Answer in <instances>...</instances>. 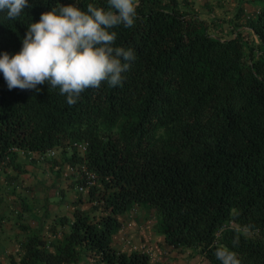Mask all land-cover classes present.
Here are the masks:
<instances>
[{"label": "trees", "instance_id": "16d2710c", "mask_svg": "<svg viewBox=\"0 0 264 264\" xmlns=\"http://www.w3.org/2000/svg\"><path fill=\"white\" fill-rule=\"evenodd\" d=\"M258 1L245 20L256 42L245 51L238 31L225 38L207 33L208 21L188 0H139L134 26L115 29L116 46L136 56L122 83L88 89L73 106L47 83L39 91L9 90L0 73V162H11L17 150L43 153L82 141L81 159L96 176L85 190L98 213L76 208L69 231L48 244L28 237L15 264H70L82 252L96 264H149L145 253L111 246L119 215L132 205L155 208L163 239L198 248L209 264H221L215 251L222 245L241 264H264V0ZM73 3L85 11L89 3L107 7V0H29L16 19L0 12V54L18 53L42 13ZM226 221L251 234L224 229L216 236Z\"/></svg>", "mask_w": 264, "mask_h": 264}, {"label": "rangeland", "instance_id": "374dc122", "mask_svg": "<svg viewBox=\"0 0 264 264\" xmlns=\"http://www.w3.org/2000/svg\"><path fill=\"white\" fill-rule=\"evenodd\" d=\"M259 5L258 0H188L192 11L208 21L207 33L225 38L238 31L245 51L256 42L245 20ZM238 7L241 13L236 15ZM75 153L68 145L46 154L17 150L11 162H0V264H15L24 252V242L33 234L48 244L54 236L68 232L76 208L89 216L98 213L88 201L86 190L78 191L79 184L85 182L83 172L91 173L93 182L95 173ZM158 219L155 208L132 205L118 217L119 225L110 239L112 248L145 253L149 264H209L198 248L168 244L158 228ZM224 229L251 234L226 221L216 236ZM70 264L96 263L82 252Z\"/></svg>", "mask_w": 264, "mask_h": 264}, {"label": "clouds", "instance_id": "9594fccd", "mask_svg": "<svg viewBox=\"0 0 264 264\" xmlns=\"http://www.w3.org/2000/svg\"><path fill=\"white\" fill-rule=\"evenodd\" d=\"M29 7V0H0V12L10 20ZM138 7L139 0H107L106 8L89 3L85 11L76 3L59 4L42 13L28 26L18 53L0 54L8 89L39 91L37 86L47 83L73 106L88 89H99L104 82L120 85L136 56L131 48L116 46L115 29L132 28ZM215 256L221 264H241L237 253L223 245Z\"/></svg>", "mask_w": 264, "mask_h": 264}, {"label": "built area", "instance_id": "2783aa9c", "mask_svg": "<svg viewBox=\"0 0 264 264\" xmlns=\"http://www.w3.org/2000/svg\"><path fill=\"white\" fill-rule=\"evenodd\" d=\"M69 148H72L75 150V152L79 155H82L85 152V143L82 141H72L68 144ZM46 153H52V149H49L45 152H43V154ZM83 177L85 179L84 185H79L78 186V191H84L88 186L93 185V178H92V174L88 173L87 171L83 172Z\"/></svg>", "mask_w": 264, "mask_h": 264}]
</instances>
